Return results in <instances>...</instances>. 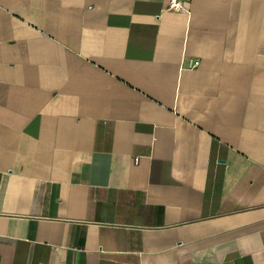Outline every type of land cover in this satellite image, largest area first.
Instances as JSON below:
<instances>
[{
    "label": "crops",
    "instance_id": "crops-1",
    "mask_svg": "<svg viewBox=\"0 0 264 264\" xmlns=\"http://www.w3.org/2000/svg\"><path fill=\"white\" fill-rule=\"evenodd\" d=\"M180 1L0 0V264H264V0Z\"/></svg>",
    "mask_w": 264,
    "mask_h": 264
},
{
    "label": "built area",
    "instance_id": "built-area-1",
    "mask_svg": "<svg viewBox=\"0 0 264 264\" xmlns=\"http://www.w3.org/2000/svg\"><path fill=\"white\" fill-rule=\"evenodd\" d=\"M184 3L182 2V1H180V0H172V3H171V7L172 8H175V9H182V8H184ZM199 63H200V61H194L193 63H192V66H197V65H199Z\"/></svg>",
    "mask_w": 264,
    "mask_h": 264
}]
</instances>
